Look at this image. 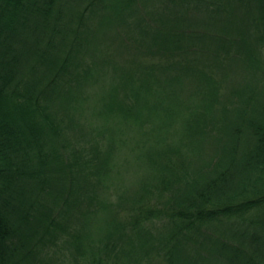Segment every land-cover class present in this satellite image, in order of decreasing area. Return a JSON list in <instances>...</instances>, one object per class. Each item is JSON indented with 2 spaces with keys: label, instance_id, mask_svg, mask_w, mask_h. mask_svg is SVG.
<instances>
[{
  "label": "trees",
  "instance_id": "trees-1",
  "mask_svg": "<svg viewBox=\"0 0 264 264\" xmlns=\"http://www.w3.org/2000/svg\"><path fill=\"white\" fill-rule=\"evenodd\" d=\"M184 80L198 101L181 139L211 132L206 159L167 139ZM98 82L92 115L123 125L120 144L140 135L153 170L133 197L116 189L111 126L76 123ZM98 214L96 240L83 229ZM62 250L67 264H264V0H0V264Z\"/></svg>",
  "mask_w": 264,
  "mask_h": 264
},
{
  "label": "rangeland",
  "instance_id": "rangeland-1",
  "mask_svg": "<svg viewBox=\"0 0 264 264\" xmlns=\"http://www.w3.org/2000/svg\"><path fill=\"white\" fill-rule=\"evenodd\" d=\"M107 50V49H106ZM122 61V59H119ZM187 81V80H186ZM185 80L183 83L179 86H175V90L178 93L179 100L176 101V105H180L181 111L178 114H175V120L168 126V132H167V139L173 144H178L181 148V152L187 156L189 159H195V161L199 158V156H205L204 159H206L208 156L212 154L214 151V139L211 136V132L207 133L210 135L205 140H202L201 135L197 134L196 137H192L188 139V137H182V128L184 126V118L189 116L190 109L193 108V104L198 101L197 96L191 95V89L192 84L188 83ZM103 84V83H102ZM103 88L101 86V83H95V84H88L85 86V89L82 91L81 98L77 99L73 105H75L78 110L75 112V115H77V120L79 122H76L77 124H81L83 129L86 127V123L88 122L87 130L88 132L96 131L99 128H102L103 126H111V133L114 134L115 140L117 139V151L116 153L119 154V159L116 158L117 162L121 163V167L115 168V170H119L116 176L115 181L119 182V187L116 188L121 194V198L123 196L125 197H133L139 192L140 185L142 183L148 184L152 183L151 177L153 175V170L150 166L144 165L141 160L137 158V154L140 152V148L136 147L134 144L133 138L139 140L142 137L134 131L130 134V136L126 143L120 144L119 139L123 137L121 135L124 130L122 129L123 125L117 123V119H108L105 120L103 117H97L95 114L92 115L94 110L98 107V96L99 94H102ZM85 95H88L89 97H85ZM175 96V95H174ZM190 101H192L190 103ZM173 102V101H170ZM194 102V103H193ZM188 107H185V105H188ZM192 107V108H191ZM153 113H149L150 117H155L152 115ZM182 120V121H181ZM157 123L153 122L152 126L148 125V129L150 130L151 135H158L155 126ZM85 126V127H84ZM108 129V128H106ZM154 130V132H153ZM164 130V129H163ZM166 132V131H164ZM153 142V138H151L150 144ZM106 214H98L97 216H94L92 219V223L89 227L83 229L85 231V235L87 233H91L93 239L98 240L99 237L102 236L104 233V230H101V224L105 221ZM148 227H151L148 225ZM154 227H151L150 230L153 233ZM157 233L156 231H154ZM95 237V238H94ZM96 242V241H95ZM65 250H62L58 252L55 256L54 261L52 262H59L62 261L61 264H67L69 263L67 255L65 254Z\"/></svg>",
  "mask_w": 264,
  "mask_h": 264
}]
</instances>
